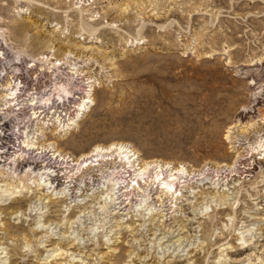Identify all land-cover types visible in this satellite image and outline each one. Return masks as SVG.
I'll return each instance as SVG.
<instances>
[{
  "label": "rangeland",
  "instance_id": "374dc122",
  "mask_svg": "<svg viewBox=\"0 0 264 264\" xmlns=\"http://www.w3.org/2000/svg\"><path fill=\"white\" fill-rule=\"evenodd\" d=\"M0 35V80L4 66L18 67L42 92L51 77L38 58L50 50L79 93L95 84L90 109L58 148L80 156L122 141L145 160L193 170L178 199L150 181L145 205L141 191L113 194L102 173L49 161L54 185H71L48 204L34 186L27 201L10 195L2 179L1 170L10 182L34 178L40 165L30 174L25 160L1 166V264H55L37 258L57 245L66 264H264V0H0ZM37 220L44 226L34 231ZM68 235L79 246L68 248Z\"/></svg>",
  "mask_w": 264,
  "mask_h": 264
},
{
  "label": "bare ground",
  "instance_id": "6f19581e",
  "mask_svg": "<svg viewBox=\"0 0 264 264\" xmlns=\"http://www.w3.org/2000/svg\"><path fill=\"white\" fill-rule=\"evenodd\" d=\"M56 24L57 23L51 25V27H56L52 33L58 29ZM63 32L64 31L60 33L61 38L66 37ZM0 36V38L3 37L2 35ZM78 46L81 47L83 45L78 44ZM83 47L88 49L90 46ZM50 54L51 53L49 50L47 54L41 55V57L38 58L42 63L40 68L49 71V75L51 77L50 83H47L45 89L42 90V92L41 90L38 91L37 88L31 87V85L27 84L25 82L26 80L24 81L22 79V74L21 76L17 74L16 70L18 67H14V71H9L6 66L3 68V71L6 73L3 75L4 79L0 80V163L3 162V164L0 165V168L1 166L7 167L5 166L7 164L21 165L24 160L26 163H29V165L33 164V162L37 163V165H40V169L37 172L36 177L34 176V178H27V180L20 178L18 183H16L12 177L10 182L9 177L11 175L7 171L0 169L1 174H3L2 179L8 186L6 191H8L10 195L19 192L22 194L21 197L27 201L30 199L28 196L29 191H33L34 189L32 190V188L34 186L36 187L35 189L37 191V195L35 197H38L39 200L46 201L48 204L55 202L54 198H58V195L66 194V189L70 190L71 185L66 183V186L59 188L58 186L54 185V179H56L55 176H58V174L55 173L53 165L52 163H49V161H62L69 166L78 165V169L82 168L84 171L88 169V173H91L92 177L94 174L98 175L99 173H102L104 178L109 181L111 185L110 190L113 192V194H123L129 191L130 188L136 191H141V201L145 205L148 204V194L146 195L145 193L146 188L148 187L147 185L151 183L150 181H154V183L158 182L161 191L170 194L175 199H178L180 195H183V185L181 183V178H183L185 174L186 176L191 175L193 172L192 169H189L183 163H180L179 166L175 167L170 161H161L158 159L145 160L142 157L141 152H139V150L130 143H125L122 141H113L110 144L98 143L91 151L82 153L80 156L71 155L70 153L64 152L58 148V142L63 140L71 129L79 126L80 120L90 109V103H92L94 100L93 91L95 84L90 83L88 87L81 89L82 92L79 93L76 90L80 89L78 85L73 83L72 80L68 78L64 79L61 77V69L59 66L61 65L62 60L55 59L56 61H53V55ZM4 59H7V55L4 53L3 47L1 46L0 61H3ZM32 65L33 63L30 65L27 63L26 67L30 69ZM70 65L72 67V71L75 72V74L78 73L79 67H77L76 64ZM54 76L56 77L54 78ZM70 96H73L74 98L76 97L80 100L76 106L77 109L75 114L69 118H65L62 113H66L68 108L65 106L61 108V106L59 104L57 105V103L64 102V99L66 97L69 98ZM260 121L262 124H264V117H262ZM254 124L256 123L253 122L243 125L242 130L244 131L249 129ZM233 128L235 127L231 126L225 135V139L229 138L230 142L233 140ZM235 153H237V158L243 156V151H240L239 149H235ZM119 165L125 168L124 174H120L119 176L114 175L115 173H119V170H117ZM25 172L29 174L32 172L31 165L25 169ZM28 177L30 176L28 175ZM28 180L29 182L32 181V183H29ZM224 190L226 189L223 188L221 191H218L224 192ZM220 196L225 200V197L228 195L220 193L219 198ZM214 197L217 196L212 194V196L209 198L211 200ZM28 208L35 209L36 207L29 204ZM147 210L149 214L151 213V216L154 214L151 212L150 207H148ZM158 213L159 212L156 211V214L154 215H157ZM157 220L161 221L159 219ZM41 221L42 220H37L34 231L40 226H44V224H41ZM122 227L129 231H132L133 229V227H131V225L128 223L123 224ZM2 230L4 231L5 235L6 233H10L8 229H6V226L3 227ZM22 235L27 236L24 233ZM39 238L40 243H44V241L49 240L51 237L48 235V233H45ZM67 238V243H65L66 246L69 245L68 248L72 246L76 247L77 245L79 246L78 243L80 240L77 235H68ZM67 253V251L63 250L57 245L52 249V252L46 255L42 254L37 259H39V261H55V264H66L58 260L61 257L63 258L64 254L67 255ZM12 255L17 256L18 253ZM69 258H71V256ZM17 259V257H14L15 262ZM164 264L177 263L166 262Z\"/></svg>",
  "mask_w": 264,
  "mask_h": 264
},
{
  "label": "built area",
  "instance_id": "2783aa9c",
  "mask_svg": "<svg viewBox=\"0 0 264 264\" xmlns=\"http://www.w3.org/2000/svg\"><path fill=\"white\" fill-rule=\"evenodd\" d=\"M76 98V97H75ZM73 96H70L69 98H65L64 100V102H59V103H57V105L59 104L60 106H61V108H63L64 106L65 107H67L68 109H67V111H66V113H62V115L63 116H65V118H69L70 116H73L74 114H75V112H76V107H75V111H74V113H71V112H69V106L74 102V101H76V99H75ZM78 99V98H77ZM80 100V99H79ZM79 100L76 102V105L79 103ZM68 102H69V104H68Z\"/></svg>",
  "mask_w": 264,
  "mask_h": 264
}]
</instances>
